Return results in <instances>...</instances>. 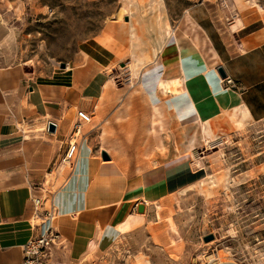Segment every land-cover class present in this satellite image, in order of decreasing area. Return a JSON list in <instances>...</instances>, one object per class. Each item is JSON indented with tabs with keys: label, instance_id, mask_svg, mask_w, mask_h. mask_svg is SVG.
<instances>
[{
	"label": "rangeland",
	"instance_id": "rangeland-1",
	"mask_svg": "<svg viewBox=\"0 0 264 264\" xmlns=\"http://www.w3.org/2000/svg\"><path fill=\"white\" fill-rule=\"evenodd\" d=\"M128 2L0 0V69L21 65L26 72V85L21 93L0 92V121L11 128L9 137L0 136V156H24L31 163H28L29 169L43 165L49 155L47 145L57 144L56 138L47 134V125L54 120L48 118L50 121L46 123V116L42 115L40 105L33 100L27 85L35 86V81H52L58 72L64 77L74 75L72 80L69 77L71 88L68 90L73 92L69 95L74 96L75 102L69 105L65 100L58 121L65 126L66 134L57 157L55 154L49 167L44 169L47 191L41 194L36 223L44 210H50V192L59 186L73 164L62 158L69 141L73 140L72 128L79 109L90 114L93 127L89 131L81 130L83 137L77 136V145L81 141L84 145L90 143V150L99 161L113 159L111 165L120 174L110 182L123 187L132 179L145 178L155 192V203L144 205V209L138 211L137 205L142 200L131 198L127 201L126 190L113 223L131 218L130 213L139 221L130 230L120 231L108 250L96 249L80 258H67L59 237L50 248L47 264H264V120H247L240 126L236 121L237 113L223 111L222 123L217 126L223 135L208 145L202 132V121L192 122L189 130L177 125V150L183 140L188 139L189 133L194 132L195 140L187 151L192 158V172L203 167L214 176L215 182L208 194L202 190L207 185L206 180L202 189L196 186L184 194L171 193L172 173L168 172L167 165L176 157L171 147L173 125L166 106L170 94L157 88V80L163 72H169L170 77H179L175 39L192 35L190 20H193L194 12L237 13L233 17L239 24L244 6L250 12L243 21L258 20L251 28L262 27L264 30V0H257L263 9L261 13L255 5H242L243 2L238 0L158 1V9L162 6L173 32L156 61L147 62L134 76L125 67L131 61L127 51L129 40L126 32L121 30L125 26L123 20L127 18L118 16L119 10L129 5ZM153 4L157 9L156 3ZM224 21L229 26L230 21ZM105 35L122 49L120 61L110 69L92 65L81 52L87 40L98 42L97 39ZM108 51L114 59L112 51ZM62 63L64 67H61ZM94 79L99 85V93L83 95L95 83ZM50 94L45 98L53 97V93ZM152 101L160 114H153ZM70 108L74 119L68 114ZM152 118H155L154 124H151ZM103 150L106 158L101 155ZM60 164L66 166L58 175L55 168ZM22 183L14 182L12 187L24 189L22 203L29 205L32 215L35 210L31 198L37 197L33 188L43 184L36 180L32 184L26 180ZM26 214L10 213L12 219ZM31 215L26 223L34 236L37 228ZM210 234L213 238L204 241V236ZM0 264L21 262H12L0 250Z\"/></svg>",
	"mask_w": 264,
	"mask_h": 264
},
{
	"label": "crops",
	"instance_id": "crops-1",
	"mask_svg": "<svg viewBox=\"0 0 264 264\" xmlns=\"http://www.w3.org/2000/svg\"><path fill=\"white\" fill-rule=\"evenodd\" d=\"M235 15L209 10L194 12L192 19L198 24L199 33L205 35L207 42L216 51L218 61L210 65L190 35L180 37L176 40L174 49L178 60L179 77H183L193 85H197L196 82L202 80L210 93H217L221 88L233 90L238 94L251 119L261 121L264 120V39L257 41L255 34L262 27L251 28L258 20H250L246 23L244 19V23L239 21V25L237 21L235 22L236 17H233ZM224 20L230 21L229 26ZM85 44L81 52L92 65L108 66L113 60L112 56H109L108 49L95 40L89 39ZM219 67L222 68L225 77L229 78V83L219 75L217 71ZM56 74L57 78L52 81L34 83L40 101L33 100L39 103L42 115L46 116V123L50 118L55 124V132L47 131V134L54 136L57 144L51 142L47 145L49 155L46 161H43V165L39 168L29 169L28 163H31L27 162L24 156L17 154L0 156V250L12 262H21V247L34 233L26 223L31 214L29 205L22 203L24 189H14L12 183L22 185L24 180L26 183L30 181L31 184L34 180L40 181L43 186L33 188L35 195L40 198L42 192L47 191L44 187V169L49 167L55 154L57 157L62 137L66 134L65 126L60 125L58 121L63 114L65 100L69 105L75 102L74 96L69 95L73 92L68 90L69 87L71 88L68 84L69 77L72 80L73 73L67 74L66 77L60 72ZM25 76L26 72L21 65L1 68L0 92L21 93ZM27 87L28 90L32 89L29 85ZM51 92L53 97L45 98L47 95L50 96ZM85 94L92 93L89 90ZM166 106L170 111L169 116L173 125L170 130L173 140L172 150L180 151L178 153L180 155L187 153L188 147L193 145L195 133H189L188 139L183 140L177 150V125L178 128L180 126L183 130H189L192 122L201 121L197 107L186 89L180 93L170 94ZM10 132L11 128L0 121V136L9 137ZM90 146V143L85 145L82 141L78 143V154L70 165V171L59 186L50 192L52 223L63 241L65 255L71 259L80 258L84 253L95 252L96 249L108 250L120 235V230L113 221L120 211L119 205L124 199L128 185L118 187L110 182L120 174L111 165L113 159L109 162L99 161L98 156L92 154ZM58 169L55 168L56 172ZM4 196L8 197L9 204L3 201ZM12 211L27 214L12 219L10 215ZM130 214L133 217V214Z\"/></svg>",
	"mask_w": 264,
	"mask_h": 264
},
{
	"label": "bare ground",
	"instance_id": "bare-ground-1",
	"mask_svg": "<svg viewBox=\"0 0 264 264\" xmlns=\"http://www.w3.org/2000/svg\"><path fill=\"white\" fill-rule=\"evenodd\" d=\"M158 1L160 0H129V5L127 4V6H124L119 10L118 16H125L127 18L126 20H123L125 26H122L121 30L126 32L127 39L129 40L127 51L131 57V61L129 64H126L125 67L130 69L132 76L137 75L140 69L144 67L147 62L156 61L166 39L173 32V28L168 23L166 14L162 10V6L161 10L158 9V5L160 6ZM238 1L240 3L243 2L242 5H255L258 12L263 10L257 0ZM153 3H156L157 9H155V5ZM241 10L242 18L250 12H248V9L244 8V6H242ZM240 21L244 23L242 19H240ZM190 23L191 27H193L191 28V37L193 41L202 50L209 64H216L218 61L216 51L207 42L205 35L198 32V24L194 20H190ZM232 27H234V25H232ZM255 35L257 41L264 39V30L261 29V31ZM176 40L177 38L175 39V42ZM97 41L106 48L110 49L114 54L115 58L108 64V69H110L113 64L116 61H120L122 57V49L120 44L117 42H111L108 35L99 37ZM175 56L176 65L178 67L176 53ZM66 68H68V63L66 64ZM94 81L95 83H93L89 90L91 93L98 94L99 85L96 79H94ZM196 84L197 85L190 84L183 77H170L169 72L167 71L163 72V74L157 80V88L164 94H176L182 92L184 89L190 93L197 107V111L201 116V128L207 145L210 144L211 141L218 139L221 137V135H223L217 126L222 123L223 114L225 111L237 113L238 118L236 121L240 126H243L247 120H252L240 102L238 94L233 90L221 88L217 93H210L202 80L197 81ZM31 87L32 89L29 93L33 99L39 102L40 99H38L39 96L37 97L36 86L31 85ZM85 93L83 95H86ZM152 107L153 114H160V111H158L154 101H152ZM209 110L211 112H209ZM167 111H169L168 107ZM72 112L73 109L70 108L68 114L74 119ZM92 123L93 122L91 121L90 117L89 121L84 122L79 128V134L83 129L88 131L91 130L93 127ZM154 123L155 118H152L151 124ZM174 155L176 159L167 165L168 172L172 173V179H170V182L172 183L170 188L171 193L178 192L180 194H184L189 190L195 189L196 186L202 189V185L205 180L207 181V185L202 190H204L206 194L210 193V188L215 182L214 176L208 174L203 167L193 173L191 162L192 158H190L189 153L180 155L178 152H175ZM64 165L66 166V164L59 165L58 175L62 173V169L65 168ZM127 195V201H130L131 198H140L145 207L155 203V192L153 190V186L148 181H146L145 178L132 179L127 186ZM3 199L4 202L7 201L6 204H9L7 196H4ZM130 215L131 214H129V216ZM31 217L33 218L34 227L37 223H40L41 216L39 218V222L36 223V218L39 217L36 209L32 213ZM138 221L139 220H136L133 217H129L122 222L116 223L115 225L121 232H125L130 230V228L133 227ZM51 225L53 226L52 222ZM208 258L212 259L210 256H208Z\"/></svg>",
	"mask_w": 264,
	"mask_h": 264
},
{
	"label": "built area",
	"instance_id": "built-area-1",
	"mask_svg": "<svg viewBox=\"0 0 264 264\" xmlns=\"http://www.w3.org/2000/svg\"><path fill=\"white\" fill-rule=\"evenodd\" d=\"M224 80L226 83H229L230 80L228 77H225ZM90 114L84 110L76 111V118L72 130L73 140L69 141L67 148L65 150L62 160H67L68 163H73L76 154H78V145L75 140L77 136L81 138L83 135L79 134V128L82 123L88 122L90 119ZM41 199L38 197H32L31 203L33 209L37 211V207L41 204ZM53 219L52 210H44V214L41 216L40 223L36 224L35 227L37 231L34 236H30L27 241L21 247V264H47V260L50 253L51 246L55 243V239L59 238L58 232L51 225Z\"/></svg>",
	"mask_w": 264,
	"mask_h": 264
},
{
	"label": "water",
	"instance_id": "water-1",
	"mask_svg": "<svg viewBox=\"0 0 264 264\" xmlns=\"http://www.w3.org/2000/svg\"><path fill=\"white\" fill-rule=\"evenodd\" d=\"M61 67H64V63H62L61 64ZM217 71H218V73H219V75L222 77V78H225V74H224V72H223V70H222V68H217ZM47 131H49V132H54L55 131V124L54 123H52V122H49L48 123V125H47ZM101 155L103 156V157H105L106 158V151L105 150H103L102 152H101ZM137 209H138V211H142L143 209H144V205L143 204H139L138 205V207H137ZM213 238V235H206V236H204V241H208V240H210V239H212Z\"/></svg>",
	"mask_w": 264,
	"mask_h": 264
}]
</instances>
